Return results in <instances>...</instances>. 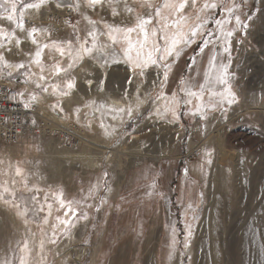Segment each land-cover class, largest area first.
I'll return each instance as SVG.
<instances>
[{"label": "rangeland", "instance_id": "1", "mask_svg": "<svg viewBox=\"0 0 264 264\" xmlns=\"http://www.w3.org/2000/svg\"><path fill=\"white\" fill-rule=\"evenodd\" d=\"M70 2H75V0H62L65 7L59 9L65 11H61L63 14L59 16L58 14H43L44 10L41 9L42 14L34 16L31 23L39 27L51 26L53 29H58L53 32L55 38H70L72 30L63 23L69 17L72 23L77 20V14L67 8ZM153 2L162 3L163 0H153ZM236 2L240 3V0ZM130 4L136 6L135 0H130ZM49 6L54 7V4ZM257 7L260 9L258 13L255 11ZM138 11L143 15L145 9L138 8ZM242 11L251 12L252 19L247 36L243 37L244 42L239 43L236 38H233L232 42V72L234 73L232 83L239 102L231 106L225 115L222 116L218 111L211 114L207 121H200L197 117L187 115L182 116L179 121H173L170 116L152 119L147 117V114L154 111L156 107L163 109L164 101L155 102L151 98L157 93L165 92L169 95L177 93L180 98L181 80L188 81L189 87L197 89L200 84L204 83V73L207 71L210 51L205 49L203 55H197L195 65H192L191 70L188 71V60L198 46L193 44L184 50L179 61L169 71V79L164 83L163 89L157 84L150 91L147 80L146 84H141L139 77L131 73L128 66L123 63L100 69L105 73L107 81L102 91L97 89L95 80L93 81L95 84L88 87L85 80L92 77H86L84 72H79L81 77L80 82H77L78 92L63 99L64 113L52 111L51 105L55 103L54 97H41L32 110L28 111L26 122L29 132L27 136L12 143L0 139V185L7 182V186L11 188L12 181L15 180L17 181L15 185L17 197L30 201L33 195H38L41 200L47 196L48 202L53 204L52 216L49 218V223L45 225L38 218H32L31 213L26 218L16 215V209L6 204L4 199H0V260L5 257L14 258L16 264H19L21 255L25 254L17 249V244L27 240L30 249L26 256L28 264H92L95 254L94 247L98 244H100V249L97 264H144V248L151 231L155 230L157 233L154 239L158 244L155 264H175L178 260L179 264H195V255L191 253L198 239L200 224L207 207L209 187L214 182L213 175L218 167V159L223 153L235 149L236 153H242L245 156L244 162L247 166H244V174L241 175L239 181L240 192L235 195L237 207L234 214L232 213L231 221H227V230L225 228L223 239L220 240L222 241L219 249L220 259L224 261L222 264H264V248L261 247L264 243L261 235L264 233V217L257 222L251 218V215L247 216L249 209L253 210L255 206L264 205V128L261 127L264 126V109H261L264 107V0H247ZM90 15L93 19L101 18L95 13H90ZM104 18L110 21L112 19L108 15ZM78 27L79 29L86 28V21L81 19ZM156 70L162 71L161 69ZM129 76H131V82L126 86V90L122 91L118 85L123 86L126 77ZM0 81L11 92L24 90L27 87L17 80L8 83L7 80L0 78ZM137 88L142 98H150L140 106L138 114L144 118L126 123L125 127L134 125L133 131L135 132V135L127 139V142L117 141L106 135L100 127L99 112L89 115L93 109L83 107L86 102L95 101L97 108L101 105L116 108L115 105L110 106L108 100H120L123 97L121 99L123 102L129 100L135 108ZM69 99L71 101H68ZM76 107L81 108L79 123L74 114ZM240 107L243 108L240 109ZM236 109L238 112L235 111ZM181 111L183 112L184 109L182 108ZM239 111H242V114ZM236 112L239 113L238 117L233 115ZM133 114L137 115L135 111ZM51 115L57 117L58 120L61 119L63 123L54 124ZM215 115L217 118L209 131V121ZM33 120L36 121L35 124H32ZM104 120L105 123L118 124L110 120L107 115ZM178 127L179 129H176ZM153 131L163 133L164 137L169 132L175 140L168 143L164 138L156 145V149L153 150V152H159L157 154L159 159L156 163L153 160H146L133 167L134 161L130 157L128 159L127 155L133 156L134 151L137 152L139 149L150 150L149 139ZM246 132L250 134L247 135ZM222 136L223 141L219 148L216 138H222ZM163 142H167L168 145L161 146ZM106 144L109 148L99 152L101 146ZM191 144L202 148L191 155L193 151ZM126 151L134 153L120 154ZM208 151H211L210 157L205 155ZM64 152H69V156L73 158V160L71 158L62 160V168L66 169V184L69 187L55 190L53 189L55 183L50 181V174L53 171L51 165L56 160L59 161V158L61 160V154ZM88 153H92L94 158L95 155L98 157L102 155L100 170H85L79 158L82 154ZM111 154L113 157L109 162ZM208 159H211V164L206 163ZM115 160L123 170L120 173L125 178V183L116 196V192L112 189L117 164ZM17 167L21 170L19 177L16 176ZM185 169H187V174H185ZM25 182L28 185L27 188L23 187ZM153 183L155 188L152 187ZM73 187L76 188L74 193ZM215 188L217 191V186ZM29 189H39V192L29 191ZM61 192L66 200H80L94 207L88 210V220L80 219L71 229L68 237L60 236L57 244L53 245L48 241V237L55 224V217L63 216V210L59 209L55 202V197ZM85 197H88L86 201ZM101 198L105 201L103 205L100 203ZM246 201L247 203H244ZM190 204L194 210L188 208ZM95 207H100V211L96 212ZM43 215V213L40 214V216ZM193 216L196 217L195 220L192 219ZM25 219L28 220L27 224L24 222ZM253 222L257 227L255 236L251 233ZM185 225L191 226L192 229L188 248L184 247L187 231ZM173 229H175L174 247ZM41 240L44 241L43 250L40 248ZM154 243L156 244V241ZM65 246H70L67 257L62 252ZM46 248L49 250L45 251ZM82 251L85 252V256L81 261H77V253Z\"/></svg>", "mask_w": 264, "mask_h": 264}, {"label": "snow or ice", "instance_id": "2", "mask_svg": "<svg viewBox=\"0 0 264 264\" xmlns=\"http://www.w3.org/2000/svg\"><path fill=\"white\" fill-rule=\"evenodd\" d=\"M246 3L247 0H240V3L236 0H163L162 3L135 0L136 6H132L130 0H75L67 8L77 14L76 22L72 23L71 17L63 21L71 28V37L60 39L53 36V32L58 29L51 26L39 27L31 21L34 16L42 14L41 9L44 10L43 14L50 15L49 5L65 7L62 0H0V78L8 83L17 80L27 86L24 90L15 92L5 89L3 98L31 111L41 97L51 96L55 98V103L51 105L52 111L62 114L65 111L63 99L78 92L77 73L84 72L86 77H92L86 79L85 84L90 87L95 80L97 89L102 91L107 81L105 73L100 69L120 63L127 65L130 72L139 77L141 84L151 75L158 81L157 86L163 89L164 83L169 79V71L179 61L184 50L197 44L188 60V71L195 65L196 56L203 55L205 49H209L204 83L197 89L189 87L188 81L181 80L180 98L177 93H157L151 98L155 102L164 101L163 109L158 106L147 117L152 119L170 116L173 121H179L182 116L187 115L207 121L211 114L218 111L223 116L231 106L239 102L232 83V42L236 38L237 42L243 43V37L247 36L252 13L242 11ZM138 8L145 9L143 15ZM255 11L258 13L260 9L257 7ZM90 13L98 14L101 18L93 19ZM105 15L110 16L111 21L105 19ZM81 19L87 24L84 29L78 27ZM156 69L162 71H155ZM130 82L131 76L126 77L124 85L118 87L124 91ZM136 91L135 108L129 100H125L127 107L121 108L104 105L97 108L95 101L86 102L83 107L93 109L89 115L99 112L100 127L106 135L117 141L127 142L135 132L134 125L125 127L126 123L144 118L138 114L140 106L150 98H142L138 88ZM80 111V107L74 109L77 123ZM134 111L136 116L133 115ZM106 115L118 124L105 123ZM35 123L33 120L32 124ZM205 155L210 157L211 151ZM206 163L211 164V159ZM16 176H21L18 167ZM16 183L13 180L11 188L7 186V182L0 185V199L16 209V215L26 218L31 213L32 218H38L47 225L53 208L48 197L41 200L38 195H33L30 201H26L23 197H17ZM23 187H28L26 182ZM152 187L155 188L154 183ZM29 191L38 193L39 189ZM87 199L88 197L84 198L85 201ZM55 202L63 210V216L55 217V224L48 237L53 245L57 244L60 236L68 237L80 219L88 220V210L94 207L84 201L66 200L62 192L55 197ZM100 203H105L103 198ZM188 208L194 210L191 204ZM95 211L99 212L100 207H95ZM41 213L44 215L40 216ZM195 218L192 217L193 220ZM24 222L27 224L28 220L25 219ZM185 227L187 231L184 247L188 248L192 229L189 225ZM251 233L253 236L257 234L255 222ZM261 235L264 239V233ZM174 245L175 229L173 247ZM43 246L44 241L41 240V250ZM261 247L264 248V243ZM17 249L25 254L21 255L19 264H28V241L18 243ZM0 264H16V261L5 257L0 260Z\"/></svg>", "mask_w": 264, "mask_h": 264}, {"label": "bare ground", "instance_id": "3", "mask_svg": "<svg viewBox=\"0 0 264 264\" xmlns=\"http://www.w3.org/2000/svg\"><path fill=\"white\" fill-rule=\"evenodd\" d=\"M52 6V5H51ZM49 9H50V15H57L58 16L63 12L61 11H65L64 9L61 10L59 8H56V7H50L49 6ZM43 11V10H42ZM67 12V11H66ZM55 18V17H54ZM37 19V18H36ZM47 19V17H46ZM47 21V20H45ZM258 22V21H257ZM256 24V23H255ZM255 26V25H254ZM157 71V70H155ZM159 71V70H158ZM80 74L77 73L76 75V78H77V82L79 83L80 82ZM95 84V83H93ZM146 84V83H145ZM158 84V81L151 75H149L147 77V85L148 88H150V91L152 90L151 88L154 86H156ZM78 85V84H77ZM156 89V88H155ZM149 91V92H150ZM147 92V91H146ZM74 94V93H73ZM249 98V97H248ZM248 100V99H247ZM246 100V101H247ZM68 101H71V99H69ZM65 102V101H64ZM109 102V105L110 106H117L118 108H121V107H125V102H123V100H119V99H111V100H108ZM249 102V101H247ZM258 104V103H257ZM249 105V104H248ZM247 105V106H248ZM116 107V108H117ZM253 107V106H252ZM243 107H240V109H242ZM244 108H245V105H244ZM249 108V107H248ZM259 109L261 107H258ZM261 109H264L261 108ZM245 110V109H244ZM250 110V109H249ZM254 110V109H253ZM237 111V109L235 110ZM233 111V112H235ZM243 111V110H242ZM242 111H239L241 112L242 114ZM238 112V111H237ZM235 113L233 114L234 117H238L237 114L239 113ZM245 112V111H244ZM255 113V110L253 111ZM259 114H260V111H258ZM45 113V112H44ZM257 113V112H256ZM262 113V112H261ZM48 115V113H46ZM264 114V113H263ZM134 115V114H133ZM232 115V116H233ZM258 115V114H257ZM41 116V115H40ZM49 117V115H48ZM51 120L54 121V124H60L61 122L63 123V121H61V119L58 120L57 117L51 115ZM59 117V116H58ZM215 117V118H213ZM211 118V120L209 121V124H208V130L210 131V129L212 128V125L215 123V120L217 118V115L213 116ZM241 117V115H240ZM262 117V116H261ZM46 118V116H45ZM42 119V118H40ZM219 119V117H218ZM231 119V118H230ZM242 119V117H241ZM246 119V118H245ZM49 120V119H48ZM50 120V121H51ZM233 120H236V119H233ZM243 120V119H242ZM44 121V120H43ZM237 121V120H236ZM244 121V120H243ZM258 121V120H257ZM117 122V121H115ZM232 122V121H231ZM234 122V121H233ZM232 122V123H233ZM240 122V121H239ZM52 124V123H51ZM217 124V123H216ZM61 125V124H60ZM68 125V124H67ZM244 125V124H243ZM246 125V123H245ZM53 126V125H52ZM63 126V125H62ZM241 126V125H240ZM53 127H56V126H53ZM61 127V126H60ZM238 127V126H237ZM176 129H179L176 128ZM226 129V128H225ZM215 130V129H214ZM213 131V130H212ZM228 131V129H227ZM155 132V133H154ZM159 132V131H158ZM226 132V131H225ZM244 132V131H243ZM259 132V131H258ZM154 133V134H153ZM152 133V136L150 137L149 141H150V150L149 149H144V150H137L134 151V155L133 156H129L127 155V151L126 152H122L120 154L124 155L126 154L128 156V159L129 157L134 161L133 162V167L140 164V163H143L144 161L146 160H153V162H157L158 159H159V156H157V154H159V152H153V150L156 149V145L163 141L164 138L165 140L169 143L170 141L173 142L175 140L174 136L173 135H170L169 132L166 133L165 137H164V134L163 133H157V131H153ZM219 133V131H218ZM224 133V132H223ZM260 133V132H259ZM176 133L174 132V135ZM217 134V132H216ZM246 134H250L248 132H246ZM222 135V134H221ZM228 135V134H227ZM235 135V134H234ZM245 135V134H243ZM217 136V135H216ZM251 136V135H250ZM149 137V136H148ZM225 137V136H224ZM138 138V137H137ZM214 138V137H213ZM212 138V139H213ZM22 138L18 139V141H20ZM217 147L219 146V148H221V144H222V141H223V136L222 138H219L217 137ZM231 139V137H230ZM229 139V140H230ZM135 140V139H134ZM228 140V139H227ZM214 141V140H212ZM250 141V140H249ZM140 142V141H139ZM167 142H163L161 146H167L168 143ZM210 143V142H209ZM212 143V142H211ZM210 143V144H211ZM214 143V142H213ZM226 143V142H225ZM232 143V142H231ZM144 144V143H143ZM215 144V143H214ZM228 144H230V142H228ZM242 144V143H241ZM134 145V144H133ZM139 145V144H138ZM137 145V146H138ZM226 145V144H225ZM232 145V144H231ZM106 148H109V146L106 144V145H103L101 146V149L99 152H101V150H105ZM202 147L201 146H198V145H195V144H191V149L193 150L190 154H194L195 152H197L199 149H201ZM238 148V147H237ZM244 148V147H243ZM131 149V148H130ZM134 149V150H135ZM230 149V148H229ZM232 149V147H231ZM230 149V150H231ZM234 149V148H233ZM94 150V149H93ZM126 150V149H125ZM124 150V151H125ZM235 150V149H234ZM231 151V152H226L225 154L223 153V155L218 159V167H216V170H215V174L213 175V184H210V187H209V194H208V197H207V207H206V210H205V214H204V217L202 218V222L200 224V228H199V233H198V239L197 241L195 242L194 244V247H193V255H195V264H222V261L223 259L221 258L220 259V253H219V249L221 248L220 247V244L222 241H220L221 239H223V232L226 228V224H227V221H231V216H232V213L234 212V210L236 209L237 205H236V201L237 199L235 198V195L237 193L240 192V188H239V181L241 180V175L244 174V166L246 165V163L244 162V157L242 153L238 154L236 153V151ZM241 151V150H240ZM220 152V151H219ZM223 152V151H222ZM93 153V152H92ZM92 153H88V154H82V157H80L79 161L82 163V165L85 167V170L86 171H97V170H100V159L102 157V155H100L99 157L95 155V158L93 156ZM131 152H129L128 154H130ZM131 153V154H133ZM115 154V153H114ZM119 154V155H120ZM117 155V154H115ZM220 155V154H219ZM81 156V155H80ZM113 157V154L110 155V159H109V162L111 161V158ZM115 157V156H114ZM59 158V157H58ZM70 159L71 156H69V152H64L61 154V160L60 158L58 159L59 161H55L53 162V164L51 165L52 166V174L51 175V180L54 184V187L53 189L56 190V188H59L61 189L62 187H67L68 185L66 184L67 181L65 180V170L66 169H63L62 168V160H66V159ZM153 158V159H152ZM68 159V160H69ZM73 160V158H71ZM76 159V158H75ZM116 159V158H114ZM117 160V159H116ZM115 160V161H116ZM71 161V160H70ZM129 161V160H128ZM248 161V160H247ZM117 162V161H116ZM125 162V161H124ZM69 163V162H68ZM78 164V162H77ZM122 164V163H121ZM131 164V163H130ZM64 165V164H63ZM124 165H122L123 167ZM247 166V165H246ZM66 167V166H65ZM83 167V168H84ZM82 168V167H81ZM68 169V168H67ZM4 170V169H2ZM84 170V169H83ZM122 169H120V165L116 164L115 166V178H114V183L112 184V189H114V191L116 192L115 196L121 191L124 183H125V178L123 177L122 173H120ZM246 170V169H245ZM85 172V171H84ZM123 172V170H122ZM263 174V173H262ZM248 175V174H247ZM247 185V184H246ZM217 186V191H216V187ZM69 187V186H68ZM67 187V188H68ZM76 188L73 187L72 191L73 193L76 191L75 190ZM239 190V191H238ZM262 190V189H261ZM260 191V190H259ZM245 194V193H244ZM246 195V194H245ZM244 195V196H245ZM260 195V194H259ZM114 196V197H115ZM259 197V196H258ZM248 199V197H247ZM243 200V199H242ZM244 201V200H243ZM242 201V202H243ZM244 203H247L244 202ZM243 203V204H244ZM250 204V202H249ZM241 205V204H240ZM241 206H244V205H241ZM248 206V205H247ZM238 209V208H237ZM246 209V208H245ZM241 210V209H240ZM239 210V211H240ZM238 211V212H239ZM243 211V210H242ZM241 211V212H242ZM245 211V210H244ZM248 212V211H247ZM243 213V212H242ZM241 213V214H242ZM234 214V213H233ZM236 214V213H235ZM251 215V218L256 220L257 222H260L261 221V218L264 217V205L260 204L259 206H255L254 209H249V213L247 214V216ZM238 216V215H237ZM245 216V215H244ZM246 216V217H247ZM236 219V217L234 218ZM244 219V218H243ZM245 220V219H244ZM263 220V219H262ZM237 221V220H236ZM252 221V220H251ZM250 221V222H251ZM231 223V222H230ZM237 223V222H236ZM234 226V225H233ZM240 226V225H239ZM253 226V225H252ZM247 227V226H245ZM250 227V226H249ZM248 228V227H247ZM231 229V228H230ZM227 230V228H226ZM226 232V231H225ZM157 231L155 230H152L151 233H150V237H149V240L147 241L146 243V246L144 248V253H145V262L144 264H155V257H156V248L158 246L157 244V240H155V235H156ZM234 234V233H233ZM231 235V234H230ZM228 236V235H227ZM258 236V235H257ZM226 238V236H225ZM224 238V240H225ZM229 238V237H228ZM35 239V237H34ZM259 239V238H258ZM35 241V240H34ZM33 241V242H34ZM154 241H156V244L154 243ZM226 241V240H225ZM224 241V242H225ZM259 242V241H258ZM156 246V247H155ZM225 246H226V243H225ZM229 246V245H228ZM224 246H222L223 248ZM64 250H60L64 253V255L67 257V254L69 253V249H70V246H65L63 248ZM100 249V244L96 245L94 247V256H93V259H92V264H97L98 262V251ZM224 249V248H223ZM222 249V250H223ZM226 249V248H225ZM46 250H49V248H46ZM261 253V252H260ZM71 254V253H70ZM85 256V252L82 251L81 253H77V261H81L83 259V257ZM261 256V255H260ZM223 257V256H221ZM178 260V259H177ZM64 261V260H62ZM175 264H179V260L175 263ZM181 264V263H180Z\"/></svg>", "mask_w": 264, "mask_h": 264}, {"label": "built area", "instance_id": "4", "mask_svg": "<svg viewBox=\"0 0 264 264\" xmlns=\"http://www.w3.org/2000/svg\"><path fill=\"white\" fill-rule=\"evenodd\" d=\"M4 86L0 81V139L8 143L18 142L29 132L26 122L28 111L10 100H4Z\"/></svg>", "mask_w": 264, "mask_h": 264}]
</instances>
